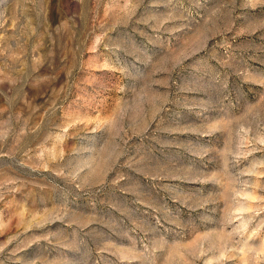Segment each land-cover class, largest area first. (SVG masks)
I'll return each mask as SVG.
<instances>
[{
  "label": "rangeland",
  "instance_id": "obj_1",
  "mask_svg": "<svg viewBox=\"0 0 264 264\" xmlns=\"http://www.w3.org/2000/svg\"><path fill=\"white\" fill-rule=\"evenodd\" d=\"M0 264H264V0H0Z\"/></svg>",
  "mask_w": 264,
  "mask_h": 264
}]
</instances>
